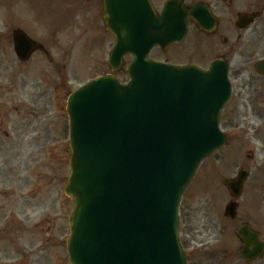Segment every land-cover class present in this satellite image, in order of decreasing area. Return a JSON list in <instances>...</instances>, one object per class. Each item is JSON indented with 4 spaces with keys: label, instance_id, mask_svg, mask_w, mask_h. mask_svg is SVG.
<instances>
[{
    "label": "water",
    "instance_id": "obj_1",
    "mask_svg": "<svg viewBox=\"0 0 264 264\" xmlns=\"http://www.w3.org/2000/svg\"><path fill=\"white\" fill-rule=\"evenodd\" d=\"M105 1L117 43L109 65L119 69L129 53L130 81L102 75L68 98L69 264H185L177 208L197 165L225 140L217 123L231 92L227 66L147 59L155 43L182 41L188 19H199L196 5L169 1L157 18L146 0ZM256 69L264 74V60Z\"/></svg>",
    "mask_w": 264,
    "mask_h": 264
},
{
    "label": "flooded vegetation",
    "instance_id": "obj_2",
    "mask_svg": "<svg viewBox=\"0 0 264 264\" xmlns=\"http://www.w3.org/2000/svg\"><path fill=\"white\" fill-rule=\"evenodd\" d=\"M150 1L153 9L160 12L167 0ZM181 1L189 6L200 2L209 7L216 17L215 28L205 32L189 22V34L219 39L217 47L209 43L207 49L214 52L213 58L231 61L239 52V31L234 26L238 13L257 11L263 0L243 1L246 6L238 10L235 0ZM103 3L0 0V77L7 80L6 85L0 84V243L9 242L11 264H56L58 259L62 261L61 249L65 255L63 241L22 245L9 238L17 226L21 231L30 229L29 203L41 206V216L50 223L51 197L53 204L60 207L57 171L53 178L42 174L40 153L53 151L54 145L47 137L53 133L51 122L66 118L70 70L65 57L76 55L78 34L90 36L94 48L101 35V44H108L110 50L111 34L104 26ZM21 40L31 44L32 50L25 57H19L15 48L17 41L24 44ZM182 44L168 46L164 51L154 49L161 61L173 62ZM71 70L74 75L77 68ZM240 74L233 70L231 77L239 78ZM239 83L221 110L220 124L228 144L211 155V162L200 175L202 181L195 187L197 192L206 191L208 195L199 207V217L188 216L191 226L184 229L191 264H264V142L260 137L250 149L246 145H229L230 139L244 131L241 119L247 113L246 102H241L244 84L241 87ZM255 133L260 134L258 130ZM45 228L47 232L52 229ZM247 239L263 247L260 257L248 259L242 255ZM53 256H58L57 260Z\"/></svg>",
    "mask_w": 264,
    "mask_h": 264
},
{
    "label": "rangeland",
    "instance_id": "obj_3",
    "mask_svg": "<svg viewBox=\"0 0 264 264\" xmlns=\"http://www.w3.org/2000/svg\"><path fill=\"white\" fill-rule=\"evenodd\" d=\"M243 1L246 0H235L236 10L243 9L246 6L241 3ZM260 5L263 8V13L260 18L250 26L249 29L240 32L239 44L237 47L239 48V53L234 58H232L233 60L230 65V70H239L241 72L239 78H234V80L233 78H231V81H233L234 85L236 82H240L239 84L241 85V87L244 84L245 98L244 101L242 100L241 102H246L247 113H243L241 119V122L243 123L242 129L244 131L241 132V136H239L238 138L233 137V139H230L229 145H246V149L255 147V143L259 141L258 138L261 137V140L264 139V79H260L255 74L254 69H252L254 61L264 58V0L263 3H260ZM222 33H224V31H222ZM82 35L83 34L81 33L78 34V51L76 55L73 54L72 56L65 57V63L69 70L72 69V63L77 60V57H80V60L78 62L80 69L77 73L74 71V75H68V77L70 78V88L81 84L85 80H88L90 77H92V74L101 72L99 71L100 68H98V66H100L102 62L104 63L108 56V44L100 43V46L96 48L92 46L94 48V50H92L89 42L88 45L90 46H88V48H85V40H82ZM232 35H235V33H233ZM99 38L102 39L101 35L99 36ZM209 43L217 47L219 45V39L208 37L202 38L198 36L194 37V35L191 33L187 36L186 42L182 46L183 49L181 51L186 53L187 51H190L192 55L196 54L194 61L206 65L212 57L210 54L214 53L204 50L205 48H207ZM109 44L110 46L112 45L111 38H109ZM84 51H86V53L84 54L85 56L80 55ZM87 56L89 59L87 58ZM102 70L106 71V67L104 65H102ZM119 77L122 81L126 79V77L122 75ZM5 83H7L6 78L0 77V84L6 85ZM4 101L7 100L4 99ZM59 120L60 119H58V121ZM66 124L67 122L65 120L59 122H51V126L49 128L53 130V136L48 135L47 137L48 141L51 142V145H54L53 151L51 153H48L47 151H42L40 153L42 174H47V178H53L55 175V171H57L58 174V183H56V185L57 187H59V204L61 207L60 210H58V206L56 204L50 205L52 206V208L49 214V216L52 218V222H55L56 230L52 227L54 223H50V221L44 223V227L47 223H50L48 224V227L52 228L50 232H47L42 223L38 224L39 228L34 230V223L42 222L45 219L44 217L40 216L42 212L40 208L36 211L34 210V207L29 206L30 210L28 217L30 218L29 221L32 227L29 230L21 231L23 229L20 226H17L18 230L16 228L13 229V233L10 234L9 240H17V243L22 245L28 243L35 245L38 243L45 244L46 242L57 243V241L60 242L66 239L65 237L68 234L67 214L72 208L70 199L63 195L62 190L63 179L66 175L65 173L68 172V163L66 161L69 157L66 131L64 132V125L66 126ZM57 125L63 126L62 129L58 130ZM256 128H258L257 130H259L260 134L256 135V133H254L256 131ZM205 164H209V162H205L203 166ZM43 178L45 179V177ZM195 187L193 186L192 190L187 191V193L184 194L181 200L182 202L179 211L183 230H187L191 226L189 223H187L188 216H190L191 214H196V216L199 217V207L203 205L202 202L208 195L206 191H204L203 194H201V191L197 192V189H195ZM31 211L33 212L32 214H30ZM58 215L59 217H61V219L59 220L57 217ZM8 230L10 231V228H8ZM182 233L184 234V231H182ZM17 236H20V238ZM181 236V241L183 242L184 235ZM7 246H10L9 242L7 241H3V243H0V264H11L10 258L12 254H10V248H7ZM63 252L64 251L61 249V257ZM57 258L58 256H53V259L57 260ZM57 261L58 262H56V264L60 263L61 259H58ZM62 264H65L63 260Z\"/></svg>",
    "mask_w": 264,
    "mask_h": 264
}]
</instances>
